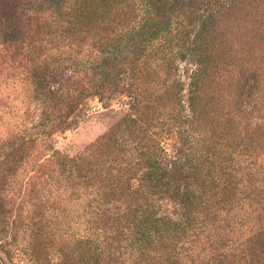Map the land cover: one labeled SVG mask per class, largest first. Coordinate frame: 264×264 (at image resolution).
<instances>
[{
  "label": "trees",
  "instance_id": "16d2710c",
  "mask_svg": "<svg viewBox=\"0 0 264 264\" xmlns=\"http://www.w3.org/2000/svg\"><path fill=\"white\" fill-rule=\"evenodd\" d=\"M232 2L0 0V57L25 59L28 95L44 96V113H58L56 128L67 124L83 98L105 97L106 91L88 88L89 73L60 75V65L74 52L86 54L83 41L75 39L79 31L107 26L109 49L85 63L101 69L98 80L110 83L112 93L118 91L124 51L137 68L153 71L150 92L133 94L135 102L143 95L144 112L115 122L76 154L55 151L57 166L29 171V185L40 192L45 210H60L59 224L77 252L72 264H264V169L247 149L255 140L230 137L231 120L218 129L210 107L208 83L222 77L212 52V24L217 9ZM40 12L50 15L46 23L76 30L71 40H58L53 55L23 30ZM183 60L195 66L188 107L177 97ZM240 74L233 75L238 110L259 109L260 77L256 71ZM165 134L178 139L173 153L163 143ZM12 137L26 136L14 132L1 140ZM24 143L16 149L23 151ZM71 198L80 208L75 217L68 213ZM244 212L259 223L236 241V255L232 239L216 229Z\"/></svg>",
  "mask_w": 264,
  "mask_h": 264
},
{
  "label": "rangeland",
  "instance_id": "374dc122",
  "mask_svg": "<svg viewBox=\"0 0 264 264\" xmlns=\"http://www.w3.org/2000/svg\"><path fill=\"white\" fill-rule=\"evenodd\" d=\"M33 15L38 19L24 26L23 30L28 36L42 40L49 54L53 55L57 49L58 40L69 41L76 32L65 23H46L45 18L50 17L48 13ZM212 25V52L218 58L222 73L221 79L208 83L210 97L213 96L210 107L217 120V128L231 120L234 123L228 126L230 137L255 140L248 143L250 147L247 149L258 155L259 167L264 169V0H233L229 5L217 9ZM81 32L76 34L75 39L83 41L82 53L86 54L74 52L76 57L60 65V75L67 77L73 71L82 75L89 73L86 85L106 91L105 97L90 94L83 98L81 104L69 113L67 124L59 128L53 126L58 113H44L42 109L44 96L41 93L37 98L28 95L29 86L24 82L27 77L25 59L21 63L18 56L0 57V62L4 60L0 68L12 65L9 70L0 71V264H60L67 257L66 264H72L77 252L68 243L67 228L59 224L60 210L56 207L45 210L40 192L29 185V171L42 164L45 167L57 166L55 151L76 154L115 122H126L128 115L144 112V91L150 92L153 87L152 69L147 67L146 71L137 68L131 55L124 51L119 56L122 74L118 91H109L112 87L110 83L98 80L101 69L91 70L90 64L85 63L89 55H99V49H109L108 39H103L107 35V26L97 25ZM179 66L182 91L177 97L181 96L188 107L195 66L190 60L179 62ZM255 71L260 77L259 109L239 111L240 98L234 90L236 78L233 75ZM142 91L144 94H140V101L135 102L133 94ZM14 132L25 135V139L12 137L1 140ZM22 142H25L24 149L20 151L16 148ZM163 143L172 153L175 145H180L177 137L171 134H165ZM22 155L24 157L21 159ZM12 170L18 173L11 175ZM70 200L69 217H75L80 213V208L76 207L75 200ZM244 213L227 217L216 229L219 235L232 239L236 255L241 252L240 242L236 241L251 226L259 223L258 219Z\"/></svg>",
  "mask_w": 264,
  "mask_h": 264
}]
</instances>
